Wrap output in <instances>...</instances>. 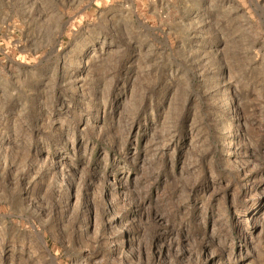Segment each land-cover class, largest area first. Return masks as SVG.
<instances>
[{
	"label": "rangeland",
	"instance_id": "374dc122",
	"mask_svg": "<svg viewBox=\"0 0 264 264\" xmlns=\"http://www.w3.org/2000/svg\"><path fill=\"white\" fill-rule=\"evenodd\" d=\"M0 264H264V0H0Z\"/></svg>",
	"mask_w": 264,
	"mask_h": 264
}]
</instances>
